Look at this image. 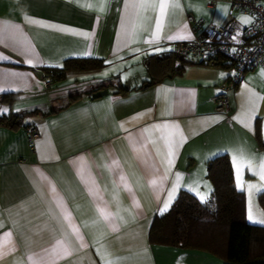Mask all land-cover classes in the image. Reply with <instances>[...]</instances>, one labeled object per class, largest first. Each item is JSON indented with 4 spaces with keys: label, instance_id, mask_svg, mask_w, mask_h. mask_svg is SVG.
<instances>
[{
    "label": "crops",
    "instance_id": "obj_1",
    "mask_svg": "<svg viewBox=\"0 0 264 264\" xmlns=\"http://www.w3.org/2000/svg\"><path fill=\"white\" fill-rule=\"evenodd\" d=\"M230 19L250 21L224 1L0 0V115L21 116L0 125V264H225L149 240L182 190L210 196L206 162L218 154L230 159L245 220L264 225V65L226 92L225 114L214 105L223 67L163 74L145 64ZM73 58L102 66L46 82L45 69Z\"/></svg>",
    "mask_w": 264,
    "mask_h": 264
},
{
    "label": "trees",
    "instance_id": "obj_2",
    "mask_svg": "<svg viewBox=\"0 0 264 264\" xmlns=\"http://www.w3.org/2000/svg\"><path fill=\"white\" fill-rule=\"evenodd\" d=\"M192 63L172 51L153 55L145 62L148 69L155 65L163 74L167 71L180 73ZM101 66L99 60L73 58L65 60L61 68H48L45 72L51 81H61L70 73L93 71ZM163 74L149 83L159 81ZM121 91L126 89L120 87ZM4 98L12 102L15 96ZM20 124V115H0V125ZM206 177L212 185L210 196L200 201L182 190L171 208L152 221L150 242L208 250L222 255L225 264H264V225L245 220L244 201L234 185L227 154H218L206 162ZM257 202L264 209V190L257 194Z\"/></svg>",
    "mask_w": 264,
    "mask_h": 264
},
{
    "label": "built area",
    "instance_id": "obj_3",
    "mask_svg": "<svg viewBox=\"0 0 264 264\" xmlns=\"http://www.w3.org/2000/svg\"><path fill=\"white\" fill-rule=\"evenodd\" d=\"M224 1L230 8L247 14L250 21L239 25L234 19L220 26L206 24L202 30L189 41L176 43L172 52L191 62L223 67L226 79L214 97L215 110L228 113L230 105L226 92L234 89L244 78L246 72L264 65V4L261 0H208V6L214 7ZM192 29L201 27V20L187 16ZM46 82L50 76H46ZM26 134L30 149H34L40 133L36 125H27Z\"/></svg>",
    "mask_w": 264,
    "mask_h": 264
},
{
    "label": "snow or ice",
    "instance_id": "obj_4",
    "mask_svg": "<svg viewBox=\"0 0 264 264\" xmlns=\"http://www.w3.org/2000/svg\"><path fill=\"white\" fill-rule=\"evenodd\" d=\"M170 5H167V4H165V3H161V4H159L158 5V7L160 8V10H161V13H163L164 12V10L167 8V7H169ZM172 7H178V5H171ZM160 27V22L159 21H157V28H159ZM171 38V37H170ZM262 179H264V177H261ZM202 199H203V197H202ZM167 208V204L165 205V209Z\"/></svg>",
    "mask_w": 264,
    "mask_h": 264
},
{
    "label": "water",
    "instance_id": "obj_5",
    "mask_svg": "<svg viewBox=\"0 0 264 264\" xmlns=\"http://www.w3.org/2000/svg\"><path fill=\"white\" fill-rule=\"evenodd\" d=\"M107 93V91L106 90H100V91H97V92H94L93 94H92V97H100V96H102V95H105Z\"/></svg>",
    "mask_w": 264,
    "mask_h": 264
}]
</instances>
